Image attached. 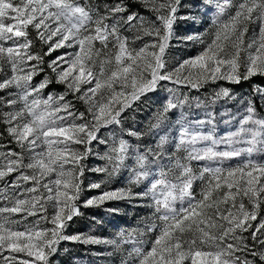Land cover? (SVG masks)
<instances>
[{"label": "snow or ice", "instance_id": "obj_1", "mask_svg": "<svg viewBox=\"0 0 264 264\" xmlns=\"http://www.w3.org/2000/svg\"><path fill=\"white\" fill-rule=\"evenodd\" d=\"M180 2L181 0H139L146 9L156 14L163 27L162 33L161 28L156 27L154 23L146 22L136 12H129L125 0H119L114 6L105 4L103 14L98 7L82 6L77 0H19L17 3L13 0H0V42L25 38L23 43H18L15 47H4L0 44V71H3V65L7 63L13 73L10 78L0 82V90L10 87L22 89L19 99L23 101V107L18 111L0 112V123L7 125L8 135L21 148L20 153L11 150L0 151V158L4 161L0 164V180L12 172L31 169V175L21 172L11 187L20 188V181L33 182V186L25 190L32 195L25 199H20V194L9 195L0 189V198L14 200L11 206L0 207V260L3 264H13L17 259L13 253H24L32 258L21 259L19 264H51L50 258L57 253V246L62 240L85 244L112 243L117 248L120 247L116 241H102L79 234L67 236L63 234V230L74 216L80 215L75 202L80 196V177L84 174L81 161L91 153L90 145L93 141L106 143L98 136L100 129L109 125H120L121 113L130 108L132 102L140 96L155 90L159 82L168 81L177 86L199 90L205 84L217 80L238 84L241 80L264 75V0H241L236 5L234 15L229 16L226 22H221L220 17L232 6L231 0L218 3L219 11L214 21L218 27L211 42L199 55L183 61L174 71H165L164 56L173 37V24L177 19L185 18L176 15ZM208 2L211 3V0ZM165 11L166 15L163 14ZM124 13L128 14L124 16ZM5 18L17 23L5 24ZM108 20L112 23L108 24ZM46 21L54 22L57 26L51 29ZM254 21L261 23L258 43L253 40L246 45L244 38L248 24ZM28 25L38 30L43 26L47 34L40 32L39 35L45 42L51 41L54 36H60L55 44L50 45L45 55L65 46L66 41L71 40L79 44L80 52L70 61L60 56L49 62L48 67L55 73L56 82L66 84L67 89L73 93H79L82 84L95 81L93 87L77 97L89 105L91 120L86 118L85 113L77 114L73 111V105L65 100L64 95L54 98L50 94L43 101L34 97L29 102L30 96L35 94L38 97L52 81L45 77L35 87L30 84L32 77L43 70L40 68L43 57L27 51L31 41L27 39L26 30H22L20 26L26 29ZM124 25H127L129 30H136L138 34L135 39H142L143 36L156 39L145 43L139 50L131 49L128 46V38L120 35V27ZM110 37L114 41L113 47L117 49L114 67L112 59L102 55L103 49L108 47ZM185 39L201 38L188 36ZM95 41L100 42V49L95 47ZM67 46L71 47L72 44ZM253 47L254 54L249 53L242 60V53ZM32 60L37 63L32 65L26 74L18 75L17 73L23 72L21 65ZM63 63L69 65L68 69L59 70ZM242 64L244 73L240 72ZM97 65L98 71L94 72L93 69ZM77 67L78 73L74 74ZM186 68L188 71L184 72ZM168 90L173 95L166 102L152 128H158L160 123L167 119L169 111L182 109L189 102L187 94L181 98L176 94V89ZM256 92L260 99H264V90L257 88ZM97 95L99 99H96ZM221 98L235 99L228 89L216 93L215 99ZM0 103H3V98H0ZM16 103V100H8L6 106ZM246 113L240 120L237 131L217 139L214 128L207 134L192 132L188 125L182 123L184 113L181 112L182 119L177 121L181 124L177 150H184L188 161H222L238 157L242 153L251 157L254 152H264V118L257 116L252 100L247 103ZM69 118L71 122L66 123ZM77 120L81 123H76ZM128 135L139 139L142 134L129 131ZM201 142H207L206 146L196 147ZM71 143L83 144L84 151H73ZM166 143L167 137L161 136L157 145L161 151L149 148L145 153H136L137 168L133 169L131 183L139 184L149 176L147 166L163 158V146ZM221 143L228 144L230 150L218 151L217 146ZM240 143L246 144L247 147H231ZM42 145L46 146V151L35 152V149ZM61 145L63 147H60ZM3 147L0 145V148ZM130 147L128 141L120 139L118 147H110L109 152L105 154L111 171L108 167L97 168L95 171L106 173L109 177L119 174L121 169L127 167L125 161L129 158ZM25 151L33 153L31 161L27 164L24 163ZM150 155L153 158L151 161ZM66 164L73 165V168L65 169ZM178 167L182 171L176 182L168 181L162 172L161 179L155 180L148 192L135 194L151 195L154 214H158V219L164 222V226L148 252L145 253L141 247H133L128 256L138 257L139 264H185V261H190V264H254L253 261L236 255L238 252H250L252 256H258L264 261V221L251 233L252 241L261 245L260 250L252 251L246 242L247 237L243 235L253 227L251 222L257 219L264 205V180H261L264 177V163L249 159L242 166L235 168L203 167L199 176L193 173L190 165L179 164ZM53 173L55 179L45 182ZM205 174L210 177L207 186L202 191V198L195 200L191 191L193 181L203 179ZM100 186L99 183L90 185L91 188ZM233 188L235 192L232 191ZM41 189L46 190L48 195L44 196ZM132 195L134 194L130 189L104 192L100 196L87 199L84 206H100L105 201L124 199ZM236 196L247 197L252 205L251 210H247L243 202H240L237 208ZM48 200L55 201L58 208L50 220L53 228H25L21 231L13 227L19 223L13 219L14 214L25 213L26 219L27 216L36 215L38 212H46L44 205ZM185 201L187 207L184 206ZM229 201L236 211L228 209L227 214H224L220 205L228 204ZM178 202L179 208L176 207ZM41 219L48 218L45 215ZM154 228V225L147 226L149 232ZM139 235L143 236L144 233L140 232ZM121 243L142 244L143 241L125 239ZM202 246L215 250L205 251ZM5 251L9 255H3Z\"/></svg>", "mask_w": 264, "mask_h": 264}, {"label": "rangeland", "instance_id": "obj_2", "mask_svg": "<svg viewBox=\"0 0 264 264\" xmlns=\"http://www.w3.org/2000/svg\"><path fill=\"white\" fill-rule=\"evenodd\" d=\"M133 1L139 2V0ZM13 2L17 3L19 2V0H13ZM77 2L86 7L88 5L98 7L101 14H103L104 12L105 4H108L110 6L115 5L113 3H107V0H77ZM224 2L225 0H211V3H209L208 0H181L176 15L177 17L185 18L177 19L173 24V37L169 41V47L166 49V54L164 56V59L166 61L165 71H174L183 61L199 55L204 50L206 45L211 42V40L213 39V34L218 27V25L214 23V21L217 19L219 11L217 8V4ZM240 2L241 0H231L232 6L228 7L223 16L220 17L221 22H226L229 16L234 15L236 11V5H238ZM148 12L150 16L145 21L148 23H154L156 27L161 28V32L163 33V27L161 25V22L157 20L156 14L150 10H148ZM163 14L166 15L167 12L165 11L163 12ZM4 22L5 24L17 23L16 21H13L9 18H5ZM46 23H49L51 29H55V27L57 26L54 22L46 21ZM107 23L111 24L112 21L108 20ZM20 27L22 30H26L27 39L31 41V45L27 51L30 54L40 55L43 57V64L40 65V68H42L43 70L39 71L38 74L32 77V80L30 81L31 86L35 87L36 85H39L40 82L45 79V77L49 78L52 81V83H50L39 93L38 97H36L35 94H33V96H30L29 102L34 97L39 98L42 101L47 99L50 94H47L46 90H49V87L51 85L53 88L59 89L60 92L55 96L54 94H51L54 98L59 97L60 95H64L65 100L70 101L73 105V111H75L77 114L83 112L85 113L86 118L91 120V115L88 113L89 105L86 104L83 100L77 99V97L86 92L89 88L93 87L95 81L93 80L92 83L82 84L80 92L73 93L67 89L66 84L56 82L55 73H53L48 67L49 62L56 60L57 57L60 56H64L66 60L70 61L77 53L80 52L79 44L73 43L71 40L66 41L65 46L55 49L49 55H45V53L49 51L50 45L55 44L60 39V36H54L51 41L45 42L40 38L39 35L40 32H44L45 34H47V30L44 29L43 26H41L39 30L34 28L32 25H28L26 29H23V26ZM260 27L261 23L259 21H254L248 24V31L245 34L244 38L246 45L253 40H256L258 43ZM137 34L138 33L135 29L129 30L127 28V25L120 27V35L128 38V46L131 49L139 50L144 46L145 43H150L151 41L156 39L155 37L149 36H143L142 39H135ZM188 36H198L201 39H185ZM24 39V37L14 38V40L2 41L0 42V44H2L4 47H15L18 43H23ZM69 43L72 44L71 47L67 46ZM94 44L97 49H100L102 47L99 41H95ZM113 44L114 41L110 37L108 47L106 49H103L102 55L111 58L112 66L114 67V55L117 52V49L113 47ZM254 51V47L246 49V52L242 53V60L246 57L247 54H254ZM36 63L37 61L35 60L26 61L25 64L21 65V67L23 68V72H19L17 74H26L30 70L31 66L35 65ZM68 67L69 65L67 63H63L61 69L59 70L68 69ZM93 71H98V65L93 69ZM183 71L187 72L188 69L186 68ZM192 71L196 70L192 69ZM244 71L245 68L242 64L240 72L244 73ZM77 73L78 67L76 73L74 74ZM12 74L13 73L10 65L4 63L3 71H0V82H3L4 80L10 78ZM220 83L233 84L232 82L226 80H217L215 82H209L205 84L199 90L206 91L207 95H205L207 96V100L218 102L220 99H215V96L216 93L222 90ZM168 89H176V94L181 96V98L184 94H190L192 92L199 91L197 89H190L189 87H185L182 85L177 86L168 81L159 82L155 90L147 92L144 95L140 96L138 100L132 102L130 108H126L124 112L121 113L120 125H109L100 129L98 136L100 139L106 141V143L93 141L90 145L92 149L91 153H89L86 159L81 161L84 167V174L82 177H80V180L82 181L80 196L79 199L75 202L80 215L74 216L73 219L68 222L67 227L63 230V234L67 236L79 234L82 236H92L102 241H116V243L119 244L120 247L117 248L112 243L85 244L77 241L62 240L57 246V253L50 258L51 264H58V259L64 254V252L62 253L60 250L62 247V243L64 242L80 244L86 247L87 251L93 259L106 264H139V258L135 255L129 257L128 252H130L133 247H141L145 253L151 249V247L153 246V242L160 235V230L164 226V222L158 219V214H154L155 209L153 206L151 195L140 196L135 194L148 192L151 184L155 180L161 179L162 172L165 174L164 178H166L168 181L176 182L177 178L180 177L182 171V169L178 167L179 164L190 165L193 169V173L196 176H199L201 171L196 163L197 160L188 161L186 159L187 153L182 149L177 150L176 145L179 142L181 130H179L176 126H181V124L175 123L170 118V116L168 115L170 111L167 113V119L160 123V126L158 128H152V125L157 123V117L163 111L166 102L173 95L171 92H169ZM117 90L119 91L118 87ZM21 91L22 89H17L15 87L0 90V98H3V103H0V112H12L20 110L23 107V101L19 99V93ZM157 91L163 92L162 103H157L155 100L156 97L152 95ZM10 93L12 95H10ZM96 99H99V95H97ZM157 99L161 100V98ZM8 100H16L17 103L12 106H6V101ZM41 107H43V105H41ZM246 114L247 113H245V115ZM70 122L71 118H69L66 123ZM75 122L81 123V121L79 120ZM5 127L7 128V125H5ZM237 130L238 129H235L233 132ZM129 131L138 132L142 135L139 139H137L134 136H129ZM161 136L167 137V143L163 146V152L165 153V155L162 159L156 160L155 163H149V165L147 166L149 176L147 178L143 179L139 184L131 183L130 181L134 176L133 169L137 168L135 160L136 153H145L149 148L154 151H161V149L157 148ZM120 139L128 141L129 145H131L129 149V158L125 161L127 167L121 169L119 174L113 175L111 177H109L106 173L95 171V169L97 168L104 167H108L109 171H111V166L109 165L108 160L105 158V154L109 152L110 147H118ZM12 142L15 141L12 139ZM60 147L63 146L61 145ZM70 147L73 151L83 152L85 146L83 144L71 143ZM231 147L244 148L247 147V145L240 143L232 145ZM19 150L21 152L20 147ZM217 150H230V146L226 143H221L217 146ZM41 151H46V146L42 145L41 147L35 149V152L37 153ZM255 153L257 152H254V154ZM242 154L248 156L247 153ZM23 155L25 158V164L30 162L33 157V153L30 151L23 152ZM152 159L153 158L150 155L149 160L151 161ZM261 160L262 161H260V163H264V158ZM2 163H4V161H2V158H0V164ZM244 163L240 164L239 166H242ZM235 167L237 166H233L231 168ZM71 168H73V165H65V169ZM21 170V172H24L25 174H32L31 169ZM254 175H258V173H254ZM6 177L3 180H0V189H3L5 193L9 195L20 194V199L29 198L32 195L30 193H27L25 190L31 188L33 186V182L20 181L21 187L13 188L11 187V185L13 184L9 185L7 183ZM209 178V174H205L203 179H195L193 181V185L196 183V185L194 186L193 195L195 200H200L202 198V191L206 188ZM54 179L55 173L47 177L45 179V182ZM261 180H264V177H262ZM96 183H99L101 186L99 188L90 187V185ZM50 186L54 187L53 185ZM129 189L134 194L131 197H126L119 200L105 201L102 205L95 207L84 206V202L87 199L100 196L104 192L119 190L128 191ZM40 191L44 196L48 195L46 190L41 189ZM232 191L235 192V188H233ZM240 202L244 203L247 210H251L252 205L249 203L247 197L236 196L237 208ZM12 203H14V200H5L3 198H0V207L11 206ZM178 205H176L177 208L180 207ZM44 206L46 208V212H38L36 215L27 216L26 219L24 218L26 215L25 213L14 214L13 219L19 221V223L13 225V227L21 231L25 230V228H36L38 230L53 228V224L50 222V220L57 213L58 208L55 205V201L53 200H48ZM184 206L187 207V201H185ZM220 208L221 211L224 212V214H227L228 209H231L233 212L236 211L235 208H232L231 201H229L228 204L220 205ZM45 215L48 219H41V217ZM213 218L218 219L217 217ZM74 220H76V222L72 224ZM261 221H264V211H259L257 219L251 222L253 227L250 228L247 232L243 233V235L247 237L246 242L251 247L252 251H258L261 249V245H259L258 243H254L251 239V233L255 230L256 226ZM148 225H154V230L149 232L147 230ZM77 228H79V230L81 231H79V233H74ZM213 231L215 232V230ZM140 232H143L144 235L140 236ZM257 235L259 236L260 234L257 233ZM125 239L140 240L143 241V243H121V241ZM202 247L205 251L215 250L209 249L207 246ZM3 255H9V253L5 251ZM12 255L17 257L13 264H19V261L21 259H32L27 257L24 253H13ZM236 255L253 261L254 264H264V261H261L258 256H252L250 252H238L236 253ZM0 264H3L2 260H0ZM185 264H190V261H185Z\"/></svg>", "mask_w": 264, "mask_h": 264}, {"label": "trees", "instance_id": "obj_3", "mask_svg": "<svg viewBox=\"0 0 264 264\" xmlns=\"http://www.w3.org/2000/svg\"><path fill=\"white\" fill-rule=\"evenodd\" d=\"M119 0H107V3H118ZM128 5L129 12H136L140 17H143L144 20L148 19L150 14L145 7L136 1L125 0ZM128 13H124L126 16ZM222 89H228L231 93V96L235 99L230 98H221L218 102H212L207 100V94L205 90H199L197 92H192L187 94L189 97L188 104H185L182 109L177 108L169 112L170 118L177 123L178 120H181V112L184 113V118L182 123L188 125L190 130L194 133L207 134L210 131H213L217 139L221 137H226L228 134L232 133L235 129L240 127V120L243 119L246 113V107L249 100L253 101V104L256 109L257 116L259 118H264V99H260L257 95L256 89L264 90V75H256L251 77L248 80H241L240 83H220ZM47 94L57 95L59 89L53 88L51 85L49 90H46ZM206 94V95H205ZM157 103H162L163 92L157 91L152 94ZM157 98H161L158 100ZM199 104V107H197ZM2 119V117H0ZM196 121H204L203 124H197ZM178 124V123H177ZM181 130V126H176ZM246 127H253V125H246ZM207 142H201L196 145V147H204ZM0 145H3V148H0V151L8 152L9 150L20 153L19 147L15 142H12V139L8 136L6 127L4 123H0ZM221 147V145H220ZM264 158V152L253 153L251 157L240 155L237 158L217 160V161H197V165L201 170L203 167H221L227 169L228 167L239 166L240 164L248 161L249 159L253 161H262ZM15 159V157H12ZM3 161V160H2ZM21 171H15L8 175L7 183L9 185L13 184L17 177L21 175ZM191 191L194 195V186ZM179 203H177L178 205ZM180 206V205H178ZM264 211V205H262L260 212ZM76 220L73 221L74 224ZM79 228L75 230L74 233H79ZM61 252L64 254L58 259V264H106L100 262L96 259H93L90 256L87 248L80 244L73 243H62Z\"/></svg>", "mask_w": 264, "mask_h": 264}]
</instances>
